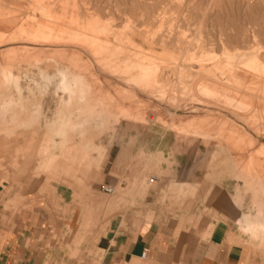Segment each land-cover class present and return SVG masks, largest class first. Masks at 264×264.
Listing matches in <instances>:
<instances>
[{
	"label": "rangeland",
	"instance_id": "374dc122",
	"mask_svg": "<svg viewBox=\"0 0 264 264\" xmlns=\"http://www.w3.org/2000/svg\"><path fill=\"white\" fill-rule=\"evenodd\" d=\"M111 219L264 264V0H0V242L98 264Z\"/></svg>",
	"mask_w": 264,
	"mask_h": 264
},
{
	"label": "crops",
	"instance_id": "0c3cea01",
	"mask_svg": "<svg viewBox=\"0 0 264 264\" xmlns=\"http://www.w3.org/2000/svg\"><path fill=\"white\" fill-rule=\"evenodd\" d=\"M57 194L64 202V192L57 190ZM207 224L200 221L195 228L185 225L183 232H174V224L170 226L160 220L141 219L131 227L111 219L100 239L103 253L98 264H240L241 244L235 239L228 240V232L220 221H215L211 227ZM50 228L47 225L41 230L49 234ZM246 230L254 240V234L247 227ZM28 236L23 244L0 242V264H41L40 248L43 247L35 239V231L28 232Z\"/></svg>",
	"mask_w": 264,
	"mask_h": 264
},
{
	"label": "bare ground",
	"instance_id": "6f19581e",
	"mask_svg": "<svg viewBox=\"0 0 264 264\" xmlns=\"http://www.w3.org/2000/svg\"><path fill=\"white\" fill-rule=\"evenodd\" d=\"M88 50V49H87ZM92 51V50H91ZM245 55V54H244ZM201 56V55H200ZM203 56V55H202ZM117 58V57H116ZM201 58V57H200ZM118 59V58H117ZM104 61V60H103ZM257 62V61H256ZM125 63V62H124ZM104 64V63H103ZM110 64V63H109ZM126 64V63H125ZM255 64V63H254ZM121 65V64H120ZM132 67H136V68H138V69H141V65L139 64V63H135V64H133L132 65ZM197 67V66H196ZM258 67V66H257ZM255 68L254 67V69H258V68ZM260 72V71H259ZM133 73H134V70H133ZM239 73V72H238ZM59 74H60V72H59ZM136 74V73H135ZM240 74V73H239ZM8 76H12V75H10V72L8 73ZM63 79H62V82H61V84H62V94H61V97H62V99L65 101V103L66 104H70L71 103V101H72V94H73V91H72V88L70 87V83H68V76L64 73L63 74ZM243 77V76H242ZM7 78H9V77H7ZM7 78L5 79V80H7ZM235 78V77H234ZM247 78V77H246ZM255 78V77H254ZM74 80H75V77L73 78ZM137 79V78H136ZM236 79V78H235ZM251 80L252 79V81H253V76H249V78L247 79V80ZM259 78H256V80H258ZM14 80H15V78H14ZM206 80V79H205ZM244 80V79H243ZM249 80V81H250ZM260 80V79H259ZM258 80V81H259ZM236 82H237V79H236ZM240 82V81H239ZM244 83V82H243ZM242 83V84H243ZM149 84V83H148ZM238 84V83H237ZM240 84V83H239ZM142 85V84H141ZM241 85V84H240ZM256 85V84H255ZM144 86V85H143ZM250 87V86H249ZM218 89V88H217ZM253 89V88H252ZM245 90V89H244ZM249 93V92H248ZM227 95V94H226ZM246 95V94H245ZM244 95V96H245ZM229 96V95H228ZM232 96V95H231ZM231 96H229L230 98H232ZM250 96V95H249ZM248 95H247V97H249ZM240 97H242V96H240ZM251 97V96H250ZM233 101V100H232ZM238 105H240L239 103H238ZM236 106V105H235ZM37 112V111H36ZM40 114V113H39ZM240 115V114H239ZM47 124H49V123H47ZM46 124V125H47ZM53 125V124H52ZM49 126V125H48ZM51 126V125H50ZM24 127V125H20V127H18L19 129L20 128H23ZM25 127H27V126H25ZM47 127V126H46ZM17 128V127H16ZM52 128V127H51ZM14 129V128H13ZM13 129L11 130V132L13 131ZM16 131H17V129H15ZM14 130V131H15ZM61 130V129H60ZM63 130V129H62ZM8 132H10V131H8ZM7 133V132H6ZM12 134V133H11ZM59 134H60V132H59ZM58 134V135H59ZM57 135V136H58ZM11 136V135H10ZM9 136V137H10ZM60 137H61V134L59 135ZM61 140H63V137H61ZM56 141V140H55ZM63 142V141H62ZM55 143V142H54ZM53 144V143H52ZM58 143H56V145H57ZM61 144V143H60ZM55 145V146H56ZM52 146V145H51ZM54 146V145H53Z\"/></svg>",
	"mask_w": 264,
	"mask_h": 264
},
{
	"label": "built area",
	"instance_id": "2783aa9c",
	"mask_svg": "<svg viewBox=\"0 0 264 264\" xmlns=\"http://www.w3.org/2000/svg\"><path fill=\"white\" fill-rule=\"evenodd\" d=\"M104 190L106 192H110L111 191V187H104ZM144 252H145V250H143L140 255L143 256L144 255Z\"/></svg>",
	"mask_w": 264,
	"mask_h": 264
}]
</instances>
